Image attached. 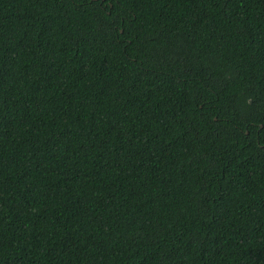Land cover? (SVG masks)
Instances as JSON below:
<instances>
[{"label":"trees","instance_id":"trees-1","mask_svg":"<svg viewBox=\"0 0 264 264\" xmlns=\"http://www.w3.org/2000/svg\"><path fill=\"white\" fill-rule=\"evenodd\" d=\"M0 264H264V0H0Z\"/></svg>","mask_w":264,"mask_h":264}]
</instances>
